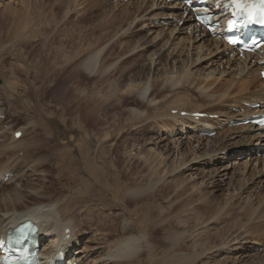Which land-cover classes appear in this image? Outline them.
Here are the masks:
<instances>
[{"label":"rangeland","instance_id":"1","mask_svg":"<svg viewBox=\"0 0 264 264\" xmlns=\"http://www.w3.org/2000/svg\"><path fill=\"white\" fill-rule=\"evenodd\" d=\"M16 1L17 2H12V6L20 8V12H17L18 14L16 13L14 16L9 15L6 17H1L0 15V36L3 38V42L0 41V109L2 114L8 116L6 119L5 117L0 119L4 124V129L8 128V137L12 135V131H15L13 129L27 128V130H31L33 132L30 139L33 140L40 138L41 144L31 151H35L37 154L43 155L46 158L44 162L47 163L43 164L44 166L39 165L36 167V170L43 169L42 171L36 173H40V175L45 178V184L49 185L47 192L44 193L51 197L52 200L58 205L61 203H68L69 206L64 207L66 212L78 214L79 223L81 222V224H83L82 230L85 234H81L80 239H78L79 243H77V246L74 248H78L81 252L84 247H87L90 244L91 246L96 244L97 240L95 241L96 237H94V235H98H96L97 228L94 227V223L96 221L99 222L100 219L106 215L107 224L104 226V233L106 236H108V242L113 243L114 238L117 236H128L129 233H135L143 236L142 238L144 239V242L142 245L144 246L142 247L139 255L134 259V261H131L132 263L128 262L123 264H177L179 263V260H176L177 252L194 254L196 251L200 252L205 250L203 246V248L201 247L196 249L198 246H200V244L204 243H206L208 249L213 247V249L217 250H215L213 253H209L207 251L208 253L198 257L199 259L196 258L189 264H241L245 260H251L252 258L254 259V256L256 257L254 260H257V254L264 253V236H259L257 239H248L252 243H247V240L245 245H241L245 249L244 251H241V256H243V254L246 255L244 257L240 256L238 258V250H236L237 253H235V251L228 254H223L220 252L223 246L219 243L221 241L218 239L220 238L219 235L216 236V234L220 230L219 228L222 229V226L226 225L227 223L229 225V222L231 224L233 220H228V217H226L228 219H220L221 214L218 216L215 215V210H213L211 214L207 215H205V213L209 209L202 211V225H200L196 219L186 226L180 224L179 222H174L173 228L170 229L171 231L174 229V231L185 230V232H187V230L190 229L189 233H192L193 235L190 237L186 236L187 239H184L182 243H180L181 241L175 242L176 245L174 242L170 241L171 243H174V245L169 242L168 237L171 235V233L168 231L167 227L169 224L168 220L170 218H167L168 220L165 218L166 212L164 210H161L162 213L161 211H153L148 213V219H146V221L142 220L141 218V216L146 213L147 208L151 203L156 202L160 206L162 204L164 205V201L167 200H164L163 198L166 196L174 198H171L174 201L172 205L173 208L181 201V198L186 199L189 204L195 207V209L198 205H201L199 203L202 201L208 208L209 204L211 202L213 203L215 199H217V205L221 204L225 195L232 193L233 189L237 186L239 187L240 183H242V179L238 178L237 172L235 173L237 179L235 177V179L233 178L229 184L220 187L218 190H214L213 188H210L208 185H206V183L202 184L201 179H195L196 177L193 179L194 175L191 176L189 174H191L194 170H182L180 171V176L177 175L179 174L178 172L177 174H174L168 178L171 180V182L174 179L177 180L179 177L183 178H179L180 181L177 180V183L181 182L182 185L180 183L179 188L176 191L177 193L174 196H172L174 191L171 192V190L176 187V184H173V186L175 185L173 188L171 186L169 187L171 190L168 188L170 191H167L166 193L169 194L161 193L163 191H157L153 196H149L146 201L142 197L139 198L137 202L133 201L134 189L140 187L144 183L148 182L149 179L153 178L149 174V168L145 164V157L143 155H136L138 154V148L140 149L141 145H145V148L154 145L152 144L153 142L150 144H147V142L149 139H154L157 137L161 126H157L159 123H155L154 119L150 120L151 123L149 122V125L147 126H145L144 122L142 121L137 123L130 121L128 111L129 106H138V108L142 109L144 108V104L140 103L139 101V103L137 101L135 102L134 99H137V96H134L133 93L127 92L126 88L121 87V89H124V91L121 92L120 90L116 93V95L118 94L117 96L121 98V101L117 106H115V103H117L118 100L113 101V99L109 97L107 80L114 77L116 78V82L118 81L117 84L119 83V86H121L125 81L133 80L138 82V80H142L144 78V70L147 71L149 67V65H146V63L148 64L146 48H141L142 45H145V42L147 43V40L150 39L148 36H146V31L140 30L139 32L137 29L139 27V22H137L138 26L135 24V26H130L127 29L122 28L137 15L139 16L143 13L138 10V2L135 3V5H129V3L126 5L125 3H120L119 0ZM1 11L2 8L0 7V12ZM122 11L124 14H122ZM27 33H39L43 36L46 35V37L48 36L49 38L46 40L44 45V37L42 40L37 38V36H29L26 38L24 35ZM13 34H15L14 39H12ZM105 43H107L108 47L106 46L102 54L103 56L101 55V64L98 72L94 71L93 73H89L86 69L84 70V68L78 67L76 65L77 61H68L66 59L65 56H68V54H65V56L59 55L58 61L61 62V64L57 63V65L54 64L56 65L54 66L53 64L49 63L50 59L47 56V51L54 47H60L64 53L71 54L76 49L78 51V49L81 48L83 44H90L87 49L82 51V53L88 54L91 51V48L98 49ZM41 50H44V53L41 52L43 54L40 53ZM81 50L82 49H79V51ZM77 51H75V53L72 55L76 54ZM81 55L82 54H80L79 57H81ZM45 58L47 60H45ZM75 59H78V57ZM111 63H114L113 67L110 68L108 72H103V69H105V67ZM177 65H180V63L178 62ZM44 67L52 68L48 69L47 74L49 76L46 79H44L42 76V72L46 73ZM129 67L130 69H127ZM220 69H222V65ZM121 70H123L122 75H120ZM153 70L155 71L156 69H153V67L151 68L150 76L152 75L154 78L157 74H154V72H152ZM238 76L239 74H237L235 79L238 80ZM217 77L215 76L216 79H219L221 76ZM225 77L228 78L227 76ZM159 78H161L160 75H157V78L155 79L158 80ZM248 78L249 77H247V79ZM216 82L217 80H214L213 84ZM252 84L255 87H251L249 91L256 89L258 86V83ZM9 86H12L14 90H11ZM236 86H238V84ZM174 87L177 88V84H175ZM179 90H181V88H179ZM192 91L195 95H197L196 89H192ZM249 93L250 92H248V94ZM116 95H114V97H116ZM132 95L134 97H132ZM191 97L194 98L192 100H195L192 102H196L197 98L195 99V97ZM91 99L92 103L97 107L96 112L91 110L92 108L95 109L94 106H89L91 105ZM197 102H200V100L197 99ZM88 106L90 107L89 112L91 111L94 114L93 117L91 115L93 119L89 117V113L86 115ZM150 109L154 111L156 107ZM98 110L100 112H98ZM99 114L101 116H99ZM103 114L106 115V118H103ZM114 114L118 119L117 122H113ZM83 115L87 119L84 118ZM81 117H83V119H81ZM78 119L82 122L81 125H79ZM100 119H103V123L100 122ZM1 122L0 125L2 124ZM129 123H132V125ZM89 128H91V130H89ZM81 131L90 132L92 134L91 137L87 138V143L83 145L84 151L89 153L91 156H93V153L96 152L97 155L92 157V161L95 162L98 167H107L106 187L103 183V187H101V189H96L95 187L92 189V191L87 192L86 194L85 190L87 185L85 182H83L82 178L85 179L87 174L83 169L85 164L82 162L79 155L82 145V140L80 139ZM104 133H106V139H103ZM53 135L55 139L56 137L57 139L60 138L58 140L62 142L57 143V140L53 138ZM205 142L206 141H203L202 145H205ZM100 143L102 145H100ZM65 147L70 151L68 155L69 161L77 166L75 171L67 172V164L61 163L58 160V152ZM184 147L185 146L181 148ZM121 148H123L124 151L121 150ZM201 149L197 152L198 154H206L214 148L210 147L206 150ZM134 152H136L135 155H133ZM239 153V150H236L231 158L234 159ZM220 157L221 156L219 155L218 158H215L214 162L217 164V166L224 163V161L220 163ZM8 159L9 158H7V160ZM11 159L13 160L12 157ZM11 159H9L10 162L12 161ZM170 162L171 161L169 160L168 163ZM32 167L33 163L29 159L28 165L25 168L26 171L24 169L17 171V169L14 168L13 173L16 176H11L6 184H1V186L15 188L16 191L19 192L29 191L32 193L31 190L34 187H38L35 184V181H31L29 184L26 182L23 184V186H20L21 181H23L26 176L21 175V178H19V174L17 175V172H21V174L27 173L28 177H30L29 173ZM210 167L211 165L209 167L198 165L196 166L197 169L195 172H201L202 175V171H206ZM35 176L36 174L31 175L28 180L34 179ZM192 180L193 182H191ZM188 182L193 183L191 185L192 187L190 184H186ZM31 184L34 185V187L31 186ZM193 185L196 186L194 187ZM180 186H182L184 191L182 196H180L179 193ZM250 186L252 193L255 192L254 196H256L255 198L257 199L258 203L263 202L264 186L261 184H253V187L252 185ZM196 188L199 191H197ZM249 192L251 193V190ZM158 193L161 194L158 195ZM46 194H44V196ZM69 198L73 202L70 201ZM74 198H76L77 201H81L79 207L78 202H75ZM37 201L41 202L40 199H31L29 201V207L32 205L36 206ZM46 203H48V201H45L43 204L46 205ZM41 204L37 205L39 209L46 208H40V206L43 205ZM52 204L55 205L54 203H49V205ZM70 205H73L72 210L77 208L79 209H77V211H71ZM188 208L190 207L188 206ZM235 209H232V215H234L237 211V208ZM242 211L245 212L244 210H240L238 211L239 214L238 212H236V214L244 216L245 218L246 213L244 214ZM186 213L187 212H181L180 215L183 216ZM83 216H85V220H81ZM209 216H211V218L213 217V219L210 221H208ZM107 229H110V231ZM195 233H199L200 235L197 236ZM229 233H231L230 230ZM157 236L162 240L156 241L155 237ZM90 239H93L94 242L90 243ZM228 240H230V236H228ZM233 241L229 242L230 247L237 245L238 239L235 243H233ZM254 241L256 243L258 241V243L254 244L253 246ZM242 242H245V240L241 241V243ZM104 244L105 243H103V245ZM99 246H101V244L96 245V247ZM173 246H175V248ZM210 246L211 248H209ZM247 246H253L252 248L255 250L251 251L250 249H246ZM98 249L99 253H101L100 250H102V248L100 247ZM239 260L242 261L239 263Z\"/></svg>","mask_w":264,"mask_h":264},{"label":"bare ground","instance_id":"2","mask_svg":"<svg viewBox=\"0 0 264 264\" xmlns=\"http://www.w3.org/2000/svg\"><path fill=\"white\" fill-rule=\"evenodd\" d=\"M14 1L17 2L16 0H0V7L2 8V11L0 12L1 17H6L9 15L14 16L17 12H20V8L12 6V2ZM22 1L20 0V2ZM137 4L139 5L138 10L143 13L139 16L137 15L138 17L136 16L126 24L122 22L125 24L122 28L127 29L130 26L132 27L133 25L135 26V24L137 25V22H139V27L137 28L139 32L140 30L146 31V36H148L150 39L147 40V43L145 42V45L141 44V48H146L148 59V64L146 63V65H149V67L147 66V71L144 70V78L142 80H138V82H135L133 80L125 81L121 86H119V83L117 84L118 81L116 82V78L113 77L107 80L109 97L112 98L113 101L118 100V102L115 103V106H117L121 101V98L117 96L118 94L116 95L118 91H124V89L122 90L121 87L126 88L127 92L133 93L134 96H137V99L133 98L135 102L139 101L140 103L144 104H141L144 106V108L142 109L138 108V106H129L128 111L130 121H134L136 123L142 121L144 122V125L147 126L149 125L148 123L150 122V120L154 119L155 123H159V125L157 126H161L157 137H155L154 139H149L147 142V144L153 142L152 144L154 145L150 147L148 146L147 148H145V145H141V148H138V154L136 155H143L145 157V164L149 168V174L153 178L149 179L148 182L144 183L140 187L134 189L133 201L137 202L138 199L141 197L146 201L149 196H153L155 192L163 191L161 193H166L167 191L171 190V188H169L170 186L173 188L175 186H173V184H176V187L171 190V192L174 191V193H172V196H174L177 193L176 191L178 190L179 185L181 183H177V180H179L180 177L177 180L174 179L172 182L168 178H170L174 174H177L178 172L179 174L177 175L180 176V171L182 170H194L189 175H194L193 179L194 177H196L195 179H201L202 184L206 183V185H208L210 188H213L214 190H218L220 189V187L229 184L233 178L235 179V173L237 172L238 178L242 179V183H240L239 187L237 186L238 188L235 187L232 193L226 194L221 204L217 205V199H215L213 203L211 202L209 204L208 208L206 204L202 201L199 203L201 205H198L195 209V207L189 204L186 199L181 198V201H178L179 203L177 202L178 204L176 203L177 205L173 208L172 205L174 201L172 199L174 198L171 197V199L170 196L165 195L166 197L163 196V199L167 200L164 201L166 205L162 204L160 206L156 202L151 203L148 206L146 213L143 214L141 218L142 220L146 221V219H148V213L153 211L159 212L161 210H164L166 212L165 218H170L169 220L167 219L169 222L167 228L168 231L171 233V235L168 237L169 242L171 241L175 243L181 241L180 243H182L184 239H187L186 236L190 237L192 233H189L190 229L187 230V232H185V230H179V228V231H174V229L173 231H171L170 229L173 228V223L179 222L180 224L186 226L196 219L200 223V225H202V211L209 209L205 213V215H207L211 214V212L215 210V215L218 216L219 214H221L220 219L224 220V218L228 217L229 219H226L233 220H231V224L229 222V225L227 221V224L223 225L222 229L219 228L220 230L216 234V236L219 235L220 238L218 239L221 240L219 243L223 246V248L221 249L223 251L220 250V252H222L223 254H228L233 251L237 253L236 250H238L239 255L237 256L239 258L242 255L241 251L245 250L241 245H245L248 239H257L259 236H264V201L258 203L257 199L255 198L256 196H254L255 192L252 193V189L250 186L252 185L253 187V184H261L264 186V156L262 157L253 155L256 149H259L261 153H264V133H258V129L253 128L249 124L239 126H228L227 123L244 119L240 116L242 115V113L235 112L232 109H238L240 111L243 109L247 113L255 112V110L246 109L243 104H255L260 102L261 100H264V88L262 87L261 82L257 84L259 86L258 89L249 91L251 87H255L252 83H256L260 79L258 75V70L261 67L257 65V61L264 59V57L245 55L246 59L243 61L238 60L235 57H228L226 54L228 48L224 44H222L221 41L213 39L209 37L206 33L204 34L198 31L197 28H195L193 25H191L189 28L187 24L192 23L190 17L187 16L182 18L181 12L178 11L180 7L176 5V3H165L162 1L154 0H141L138 1ZM142 5L144 8L142 7ZM122 14H124V12ZM173 16H178V20L176 22H173ZM180 21H182V23L179 25ZM188 30L190 32H188ZM24 36L26 38H28L29 36H37V38H40V40H42L44 37V45L46 43V40H48L49 38L48 36L46 37V35L43 36L39 33H27ZM14 38L15 34L12 35V39ZM0 41L3 42V38L1 36ZM89 46L90 44H83V46L79 48L82 50L79 51L78 49L77 51L76 49L75 51L77 52L74 55L72 54L75 53V51H73L71 54L64 53L60 47H54L52 49H49L47 51V56L51 61H49V63L53 65H57V63L61 64V62L58 61L59 55L65 56V54H68V56H65L68 61H77L76 65L78 67L84 68V70L86 69L89 73H93L94 71L98 72L101 64V55L103 54L107 43H105L102 47L98 49L91 48V51L88 54L82 53V51L87 49ZM41 52L44 53V50H41L40 53ZM80 54H82L81 57H79ZM76 57H78V59H75ZM247 59H249L248 62ZM251 59H253V62H251ZM45 60L47 59L45 58ZM178 62L180 63V65H177ZM113 65L114 63H111L110 65L106 66L105 69H103V72H108V70L112 68ZM221 65L222 69H220ZM152 67L153 69H156L152 72H154V74L160 75L161 77L158 80L155 79L157 78V75H155L156 77L154 78L152 77V75L150 76V71ZM44 69L46 73L42 72V76L44 79H46L49 76L47 74L48 69L52 68L44 67ZM127 69H130V67ZM122 73L123 70L120 71V75H122ZM237 74H239L238 78L242 80L241 82L239 81V79H235ZM250 75L253 79H247V77H249ZM215 76L221 77L219 79H216ZM225 76H227L228 78H226ZM214 80H217L215 84H213ZM175 84H177V88L174 87ZM237 84L238 86H236ZM9 88H11V90H14L12 86H9ZM179 88H181V90H179ZM192 89H196L197 95L194 94ZM248 92L250 93L248 94ZM114 95H116V97H114ZM134 96L132 95V97ZM191 96L195 97V99H199L200 102H197V99L196 102H192L195 100H192L194 98H192ZM89 106H94L95 109L92 108L91 110H94V112H96L97 107L92 103V99L91 105ZM89 106L86 111V115H88L89 113V117H91V115L93 117L94 114L91 111L89 112ZM153 107H156L154 111L150 109ZM172 109L176 110L175 114H171ZM181 111H186L188 114L181 116L179 114ZM256 111H262V109H258ZM98 112L100 111L98 110ZM195 112L207 113V115L216 114L217 118L202 117L197 119L196 117L191 116V113ZM100 114L99 116H101ZM2 115L4 114H2L0 109V116ZM7 117L8 116L5 115V119ZM83 117H81V119H83ZM92 117L91 119H93ZM103 118H106L105 114H103ZM1 119L0 122L2 121ZM117 120L118 119L114 114L113 122H117ZM100 122L103 123V119H100ZM78 123L79 125L82 124L79 119ZM129 124L132 125V123ZM3 125V123L0 125V232L6 233V231L10 227H13L18 222H21L25 218H30L38 223L41 232L50 233V236L47 238L46 244L44 242V246L42 247V254L48 258L53 256V251H55L56 249L54 245H56L58 241H61V239L64 237L63 231L68 228L70 230V233L69 239L66 242H69L68 246L71 247V252H74L73 255L78 256L80 264L82 263V261H84V259L85 261L83 262V264H123L134 261V259L139 255L142 250V247L144 246L142 245V243L144 242V239L142 238L143 236L135 233H129L128 236H117L116 238H114L113 243L108 242V236H106L104 233V226L107 224L106 215H102L103 217L101 219L99 218L100 221H96L94 223V227L97 228L96 235H98H94V237H96L95 241L97 240L96 244H94L93 246H91L90 244L87 247H84L81 252L78 248H74L75 246H77V243H79L78 239H80L81 234L84 233L82 230L83 224H81V222L79 223L78 214L66 212L64 207H68V203H61L58 205L52 200L51 197L44 193L47 192L49 185L45 184V178L40 175V173H36L42 171L43 169L36 170V167H38L39 165L46 164L47 162H44L46 158L43 155L37 154V152L35 151H31L41 144L40 138H36L33 140L30 139L32 137L33 132L31 130H27V128L22 130L18 129L22 131V134L19 138L13 137L14 131H12V135L8 137V128L4 129ZM204 128L216 130V136L207 137L203 135L201 130ZM89 130H91V128H89ZM91 136L92 134L90 132L81 131L80 139L82 140V145L79 151V155L81 157L82 162L85 164L83 166V169L86 171L87 174L85 179L82 178L83 182H85L87 185L85 194L87 192L92 191V189H94L95 187L96 189H101V187H103V183L105 187L107 185V167H98L96 163L92 161V157L96 156L97 153L94 152L93 156H91L89 153H86L83 148V145L87 143V138ZM53 138L55 139L54 135ZM106 138V133H104L103 139ZM58 139L57 137L55 139L57 140V143L62 142ZM203 141H206L205 145L207 147L204 144L202 145ZM100 145L102 144L100 143ZM183 146L185 147L181 148ZM210 147L214 149L206 154L197 153L201 148L203 150H206ZM121 150L124 151L123 148H121ZM236 150H239L240 153L237 154L234 159H232L231 157L234 155V152ZM20 151L22 152L21 155L19 154ZM136 152H134L133 155H135ZM69 153L70 151L66 147L58 152L59 162L67 164V172L75 171V169L77 168L75 164L69 161ZM245 153L251 154V156L244 158L242 161H239L238 158L241 155H244ZM219 155L221 156L220 163H222L223 161L224 163H222V165L217 166L214 161L215 158H218ZM11 157L13 158V160L11 159ZM7 158L11 159L12 161L10 162L9 159L7 160ZM29 159L33 163V167L29 173V176L31 177V175L36 174L35 178L28 180L30 177H28L27 173L21 174V172H17V175L19 174V178H21V175L26 176V178L21 181L20 186H23V184L26 182H28L29 184V182L33 180L35 181V184L38 187H34V185L31 184V186L34 187L31 190L32 193H30L29 191L19 192L16 191L15 188L1 186L2 183L3 185H5L6 182L9 180L8 179L7 181L3 182L6 173H12L14 168H16L17 171L20 169L25 170L28 165ZM169 160L171 161V164L168 163ZM198 165H204L208 167L211 165V167L206 171H202L201 175V172H195V170L197 169L196 166ZM12 176L16 175L13 173ZM191 182H193V180ZM186 184H190L191 186L193 183L188 182ZM168 188L170 190H168ZM196 190L199 191L197 188ZM250 190L251 193L249 192ZM161 193H158V195H160ZM179 193L180 196L184 194L182 186H180ZM44 194L46 195L44 196ZM34 198L41 200V202L37 201V205H40L41 203L43 204L45 201H48L46 205L43 204V206L41 204L42 206H40V208H46L39 209L37 205H32L31 207H29V201ZM74 199L75 202H78L79 207L81 201H77L76 198ZM70 201L72 200L70 199ZM49 203H54L55 205H49ZM73 205H70L71 211H77V209L79 208L72 210ZM188 206L190 208H188ZM235 208H237L236 212L244 210L245 212H242L244 214L246 213V217L244 218V216L237 215L236 212L235 214L233 213L234 215H232V209ZM181 212L187 213L181 216ZM211 216L208 217V221L213 219V217L211 218ZM82 219L85 220V216H83L81 220ZM107 230L110 231V229ZM229 230L231 231V233H229ZM196 235L199 236L200 234L197 233ZM228 236H230V240H228ZM155 240L160 241L162 239L157 236L155 237ZM244 240L245 242L241 243V241ZM230 241H233V243L237 241V245L230 247ZM89 242L93 243L94 240L90 239ZM250 242L251 241L248 240L247 243ZM103 243L105 244L103 245ZM174 243L171 244L174 245ZM257 243L254 241L253 246ZM100 244L101 246L96 247V245ZM202 246L205 248V250L200 252L196 251L194 252V254L177 252L176 260H179V263H177V261L175 260L176 263L189 264L191 263V261H194L196 258L204 255L205 253H213L215 250H217L213 249V247L211 248V246L209 248H211L212 250L208 249L206 243L200 244V246H198V248L196 249H199ZM253 246H247L246 249H250L251 251L255 250L254 248H252ZM100 247L102 248V250H100L101 253H99L98 249ZM173 247L175 248V246ZM72 249L75 250L72 251ZM244 256L246 255L243 254V256L241 257ZM257 258V260H254L256 259V257L254 256V259L252 258L251 260H245L241 264H264V253H258ZM241 261L242 260H239V263Z\"/></svg>","mask_w":264,"mask_h":264},{"label":"snow or ice","instance_id":"3","mask_svg":"<svg viewBox=\"0 0 264 264\" xmlns=\"http://www.w3.org/2000/svg\"><path fill=\"white\" fill-rule=\"evenodd\" d=\"M190 2V0H189ZM231 3L234 4L238 9H240V15H244L247 13L246 18L242 21L243 24L257 23L264 24V0H258V8L256 2H249V0H231ZM257 11L259 12V16L257 17ZM229 28L235 27V21L229 20L228 22ZM230 44L237 43L235 38H229ZM255 43V41H253ZM17 137L21 135L20 132H16ZM30 226L24 225L19 229V238L26 237L28 235V229Z\"/></svg>","mask_w":264,"mask_h":264}]
</instances>
